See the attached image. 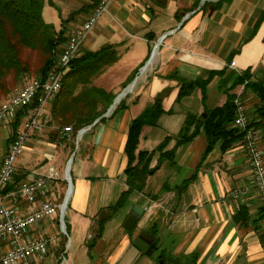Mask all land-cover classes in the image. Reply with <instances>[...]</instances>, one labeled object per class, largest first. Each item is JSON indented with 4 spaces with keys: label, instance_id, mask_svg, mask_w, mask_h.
Wrapping results in <instances>:
<instances>
[{
    "label": "crops",
    "instance_id": "1",
    "mask_svg": "<svg viewBox=\"0 0 264 264\" xmlns=\"http://www.w3.org/2000/svg\"><path fill=\"white\" fill-rule=\"evenodd\" d=\"M98 1L73 9L76 14L82 11L86 14L69 28L65 42ZM194 1L166 0L164 7H157L149 0H116L79 46L78 52H82L113 44L120 51V58L134 47L137 56L131 59L132 66L124 78L131 81L135 75L130 73H136L142 65L144 72L130 82L128 94L131 95L124 107L115 113L109 111L80 136L72 131L64 132L63 127L52 140L50 131L56 127L46 124L29 134L24 150L15 161L9 185L15 182L17 186L23 180L45 176L46 195L57 203H62L69 178L72 187L63 226L54 216L30 227L29 237L52 236L56 240L46 254L30 258L28 264H157L158 256L165 261L172 257L179 264L193 254V260L187 259L186 264H264V209L243 145L239 142L221 152L216 142L204 154L207 141L202 132L178 146L172 162L163 161L147 177L143 191L132 193L126 204L104 223L100 236L95 234L98 219L104 216L102 211L99 214L100 210L113 204L126 189L123 149L128 124L133 118L155 98L160 99L162 113L157 124L144 125L137 144L138 150H152L165 136H176L186 116L203 115L205 109L220 106L226 99L219 85L222 75L218 74L206 85L203 100L200 89L195 88L176 101L179 79L194 80L205 77V72L226 68L235 72L248 69L254 77L264 80V21L256 23L264 10V0H253L250 6L243 0L224 1L211 11L201 10L200 6L193 9ZM180 12L185 14L178 19L175 15ZM106 69L110 74L114 66ZM104 75L103 71L95 80L102 82ZM233 92L240 94L249 122L259 130L258 143L264 158V118L260 120L256 113L259 99L242 84ZM19 115L24 118L19 111L14 118L0 124L5 140L0 161L10 136L22 123L23 118L13 129ZM174 143L173 137L167 147H173ZM74 149L81 151L75 161ZM25 151L29 155L20 162ZM155 163L156 157L151 166ZM50 168L55 172L52 178ZM15 201L24 211L27 209L26 202L20 198ZM38 205L36 200L33 206ZM132 206L141 207L143 212L133 230L127 231L122 224ZM151 224L155 228L156 244L146 255L133 242L142 236L149 241L150 250ZM62 232L67 238L60 236ZM90 241L92 245H88ZM64 245L67 247L62 257ZM5 248L6 244L0 243V253Z\"/></svg>",
    "mask_w": 264,
    "mask_h": 264
},
{
    "label": "trees",
    "instance_id": "2",
    "mask_svg": "<svg viewBox=\"0 0 264 264\" xmlns=\"http://www.w3.org/2000/svg\"><path fill=\"white\" fill-rule=\"evenodd\" d=\"M149 1L157 7H164L166 4V0ZM224 1L230 0H206L199 9L210 8L211 11L217 9ZM199 2L200 0L194 1L193 9L198 7ZM43 5L44 0H0V89L3 87L5 77L9 74L16 80H21L22 83L26 80L29 65L21 57L23 48L35 51L41 56L40 65L29 77L43 78L54 68L56 56L66 40V35L63 28L55 30L52 24L43 20ZM74 14H76L75 11L70 15ZM184 14V12H180L175 16L180 19ZM72 16H69L67 20ZM263 21L264 10L260 12L256 23L259 25ZM117 58L115 45L105 44L93 51L77 52L69 60L68 70L60 80V90L52 97L48 106L45 124L47 127H56L50 131L52 140L56 139L60 128L69 126L72 133L76 134L81 129L92 126L95 120L104 118L102 115L111 105L114 95L93 85V79L101 74L106 67L115 63ZM218 74L222 75L219 85L226 95L224 103L205 109L203 115L186 116L178 134L165 136L152 150H138L137 144L141 128L144 125L154 126L157 124L158 117L162 113L160 99L155 98L139 116L129 122L123 149L126 156V166L123 170L126 189L120 193L113 204L100 210L99 214L102 211L104 216L98 219L96 237L102 233L103 225L107 219L126 204L132 193L143 191L147 177L158 169L163 161L172 162L175 149L178 146L190 142L200 132L205 134L207 141L204 154L208 153L216 142H219L221 152L242 142L243 131L232 125L235 111L234 99L237 95L233 90L236 87L242 84L255 93L259 99L256 108L257 116L260 120L264 118V80L254 77L248 69L235 72L226 71L225 68L220 71L205 72V77L198 76L194 80L179 79L180 86L176 101L190 94L195 88L200 89L203 100L206 85L214 75ZM123 107L124 100L121 99L112 113ZM22 118V115L17 117L13 129L18 126ZM249 125L253 124L249 122ZM173 137L175 143L173 147L168 148V143ZM154 157H156V163L151 166ZM9 184L4 192H7L16 183ZM152 198H155V195H152ZM148 234L152 238L150 244V252H152V248L156 244L154 225L151 224ZM192 257L194 258L195 255H191L187 259L193 260ZM185 261L182 264H186ZM157 262V264H167L165 259L160 256L157 257Z\"/></svg>",
    "mask_w": 264,
    "mask_h": 264
},
{
    "label": "built area",
    "instance_id": "3",
    "mask_svg": "<svg viewBox=\"0 0 264 264\" xmlns=\"http://www.w3.org/2000/svg\"><path fill=\"white\" fill-rule=\"evenodd\" d=\"M112 0H99L87 18L69 35L64 47L56 56V64L47 75L39 81L26 79L23 85L9 98L0 102V123L7 122L21 111L24 115L20 127L14 132L7 142L4 156L0 161V243H5L6 248L0 253V264H28L30 258L46 254L48 247L56 238L52 236L29 237L30 227L44 218L57 216L60 219L61 203H57L46 195L45 176H36L18 183L10 192L4 189L11 182L14 172V162L22 153L25 142L32 130H40L46 122V107L56 93L58 79L68 69L69 60L78 52L98 18L106 12ZM233 65V63H232ZM240 94L234 99V117L232 125L243 131L242 145L247 158L254 186L259 194V200L264 209V158L259 146V130L249 125L246 108ZM64 132H71L67 126ZM82 132L78 131L77 135ZM50 168L49 177L54 174ZM13 198L12 200H10ZM20 198L28 205L24 211L17 201ZM39 201V205L33 204Z\"/></svg>",
    "mask_w": 264,
    "mask_h": 264
},
{
    "label": "rangeland",
    "instance_id": "4",
    "mask_svg": "<svg viewBox=\"0 0 264 264\" xmlns=\"http://www.w3.org/2000/svg\"><path fill=\"white\" fill-rule=\"evenodd\" d=\"M115 1L116 0H112L108 4V6H107L108 10H110L112 8V5ZM252 1L253 0H243L244 4L247 6H250V3ZM92 2H93V0H50L49 2H48V0H45L43 10H42V18L45 22L52 24L54 26L55 30H59V28H63L65 31V34H67L69 32V28L76 25V23L79 20H82L86 14L85 11H82V12H80L78 14H74L72 16V15H70L71 14L70 12H72L74 8L81 7L82 4L87 5L88 3H92ZM107 9H106V11H107ZM68 15L72 16V17H70V19L67 20V18L69 17ZM92 31L93 30H91V32ZM156 39L152 43V46L156 42ZM140 40H142V39H140ZM137 44H138V42L135 43V45H137ZM116 51H117L118 58H117L116 62L112 64L114 66L113 71H111L110 74H107V69H106L107 67H106L104 69V72L106 75H104L103 81L98 82V80L97 81L95 80V78H96L95 77L93 79V81L95 80L93 82V85L99 86L100 88L102 87V89L104 87L103 90L113 94L114 97L124 91L125 93L121 95L119 101L121 99H123L124 103L126 104V99L129 98L131 95V94L130 95L128 94L129 92L127 90V87L129 86L130 82L133 79H135L136 76H138V77L141 76L142 75V74H140L141 70L143 72H144V70L141 69L143 67V65L138 67L136 73H134V72L130 73V75H133V74L135 75V76L133 75L134 78L132 77L131 81L126 80L124 78V76L130 71V68L132 66V64H130L131 59L137 56L135 54L136 53L135 48L132 47L128 51V53H125L124 55H122L121 58L119 57L120 51L117 48H116ZM21 57H22L23 61L27 62L29 65V73L27 74L28 76H26L25 79H30L31 77H29V76L33 75V73L35 72V70L37 69V67L41 63V56L35 51H30L28 49L23 48L22 53H21ZM112 65H110V66H112ZM111 68H113V67H110L109 69H111ZM107 75H109V76H107ZM21 85H22L21 80L20 81L16 80L11 74L7 75L3 81V84H2L3 87L0 89V99H2L3 97H6L9 93L14 92L16 89L18 90L21 87ZM113 99H112V101H113ZM117 103L110 108V110H109L110 112L113 111V109L115 108ZM246 115L249 118V116H248L249 114H247V112H246ZM65 127H67V126H65ZM76 135H77V133H76ZM78 136H80V135H78ZM4 147H5L4 130L0 129V151H3ZM59 151H60V149H58L56 152H59ZM74 151H75V149H74ZM80 153H81L80 150L75 151L74 156H73L74 161L78 158ZM26 155H29V154L25 151L22 155L23 157L21 158L20 162H23V158L26 157ZM69 155H71V154H69ZM150 190H151V187H150ZM65 216H66V210L64 213V218H65ZM60 236L65 239L64 232H62V234H60ZM66 247L67 246H65V249L63 250L62 257H64V255H65ZM87 247L88 246H86V248ZM91 255H93V251H91ZM179 264H182V262H180Z\"/></svg>",
    "mask_w": 264,
    "mask_h": 264
},
{
    "label": "water",
    "instance_id": "5",
    "mask_svg": "<svg viewBox=\"0 0 264 264\" xmlns=\"http://www.w3.org/2000/svg\"><path fill=\"white\" fill-rule=\"evenodd\" d=\"M206 1V0H200L199 2V5H202V3ZM160 40V39H159ZM158 40V41H159ZM157 46V45H156ZM153 54V51L150 53V57L152 56ZM149 57V58H150ZM130 86L129 85L127 87V90L130 89ZM125 92H121L120 94L116 95L112 101V104L107 108L106 112L102 115V116H105L106 113L110 110V108L114 105L115 101L117 100V98L121 97L122 94H124ZM98 120V119H97ZM95 120V122L97 121ZM87 128H83L81 129L80 131L81 132H84V130H86ZM67 189H66V192L64 194V197H63V200H62V203H61V207H60V222H61V225L63 226L64 224V221H63V218H64V213H65V210H66V206H67V203H68V200H69V196H70V192H71V182H70V178H69V181H68V184H67ZM143 212V209L139 206H132V209H131V212L126 216L124 222H123V227L127 230V231H132L134 226L136 225L139 217L141 216ZM149 244V241L142 238V236H138L134 242H133V246L139 251V252H142L143 254H150V250L147 248ZM88 245H92V241L89 242ZM166 261L171 263V264H177L178 263V260L177 259H174L172 257H167L166 258Z\"/></svg>",
    "mask_w": 264,
    "mask_h": 264
},
{
    "label": "bare ground",
    "instance_id": "6",
    "mask_svg": "<svg viewBox=\"0 0 264 264\" xmlns=\"http://www.w3.org/2000/svg\"><path fill=\"white\" fill-rule=\"evenodd\" d=\"M68 70V69H67ZM142 70H141V73L140 74H142ZM39 79H41V78H38V77H31V81H39ZM61 79H58V85H56V93L60 90V87H61V81H60ZM17 91V90H16ZM56 93H54V94H52V97L56 94ZM9 98V97H8ZM119 99H120V97L119 98H117V100L115 101V103H114V105L119 101ZM43 128V127H42ZM41 128V129H42ZM33 131V130H32ZM31 131V132H32ZM28 139V138H27ZM27 141V140H26ZM25 144H26V142H25ZM24 150V149H23ZM20 156V155H19ZM18 156V157H19ZM17 157V158H18ZM16 161V160H15ZM14 164H15V162H14Z\"/></svg>",
    "mask_w": 264,
    "mask_h": 264
}]
</instances>
